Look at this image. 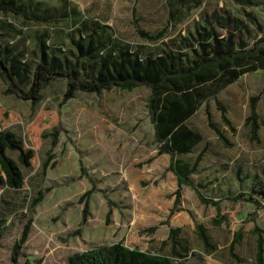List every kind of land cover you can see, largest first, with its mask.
<instances>
[{
	"label": "rangeland",
	"instance_id": "rangeland-1",
	"mask_svg": "<svg viewBox=\"0 0 264 264\" xmlns=\"http://www.w3.org/2000/svg\"><path fill=\"white\" fill-rule=\"evenodd\" d=\"M21 2L29 18L0 12V46H8V62L17 57L28 70L15 79L24 90L29 88L34 66L54 55L56 69L75 64L77 78L88 80L98 57H79L78 44L85 50L91 42L92 50L109 53L128 46L142 56L171 47L185 54L189 64L198 40L209 32L223 36L232 29L220 18L239 17L245 22L240 35L248 47L264 37L260 4L247 8L232 0ZM247 12L255 22L246 17ZM139 29L151 35L164 30V34L149 41L138 34ZM41 39L49 43L45 53L39 48ZM66 83L49 80L40 92L41 101L34 105L9 93L0 79V129L14 131L36 149L33 165L21 167L25 187L17 191L0 187V264H67L75 252L116 242L164 257L168 264H256L253 228L264 230V208L224 199L220 213L227 222L216 227L210 222L216 208L202 204L193 190L182 186L179 210L170 215L176 178L168 170L169 156L158 153L146 86L130 92L116 87L100 93L75 91L66 98ZM255 95H259L256 111L264 123V69L242 75L218 93L235 127L233 133L221 122L216 102H207L231 147H225L208 126L204 104L187 122L203 138L187 159L202 153L193 182L206 197L247 196L254 181L264 179L262 127L252 141L245 125L249 97ZM53 130L57 143L51 146ZM43 133L48 136L42 137ZM38 192L42 199L31 207ZM255 197L264 204V197ZM29 218L28 238L13 261V245ZM195 222L206 228L211 248L197 236ZM170 227L180 228L177 246L168 238ZM238 233L241 238L232 248Z\"/></svg>",
	"mask_w": 264,
	"mask_h": 264
},
{
	"label": "trees",
	"instance_id": "trees-1",
	"mask_svg": "<svg viewBox=\"0 0 264 264\" xmlns=\"http://www.w3.org/2000/svg\"><path fill=\"white\" fill-rule=\"evenodd\" d=\"M232 1L247 8L260 4L264 14V0ZM0 12L25 18L30 17L21 0H0ZM246 17L255 22V18L249 12L246 13ZM219 20L224 24H231L232 29L223 36L209 32L204 39L198 40L199 48L194 50V57L189 64H185V54L171 47L162 48L161 53H149L142 56L141 51L128 46L119 48L112 53L99 51L96 48L92 50L91 42H89L85 50L78 44L79 57L92 54L98 57L88 80L77 78L75 64L72 68L56 69L57 56L54 55L50 61L41 59L34 66L29 88L24 90L17 85L15 79L21 71L28 70L17 57L8 62L9 48L7 46L2 49L0 46V79L7 85L9 93H17L21 98L30 100L34 105L41 101L40 92L49 80H66L64 94L66 98L71 97L75 91L100 93L116 87L130 92L138 86H146L149 89L146 105L153 125L158 153L169 155L168 170L175 175L178 183V188L174 191L170 215L179 210L180 186L188 185L202 204L212 205L216 208V215L211 218L210 222L217 227L227 222V216L220 213V202L224 199L234 202L244 200L251 202L256 207L264 208V204H261L255 197V195L264 197V179H256L247 196L238 193L218 198L206 197L191 177L197 171L202 153H198L192 163L183 159V156L191 153L201 140L200 134L186 125V120L193 115L200 103L211 97L216 98V94L220 90L237 81L245 73L264 69V37L257 39L251 47H248L240 35L246 27L242 19L224 17ZM138 34L149 41H156L163 36L164 30L151 35L139 29ZM39 48L42 53H45L49 48V43L45 39H41ZM258 99L259 95L249 97V112L245 121L249 127L252 141L258 139L257 133L260 127L264 133V123L261 122L256 111ZM216 102L221 112V121L233 133L235 127L227 117L225 107L219 101ZM206 113L208 126L216 133L224 146L231 147L229 139L217 128L210 113ZM50 135L51 146H54L57 143V132L53 130ZM47 136L46 133L42 134V137ZM9 152L15 153L16 156L12 157ZM35 157L36 149L34 147L26 145L14 131L1 128L0 187L14 191L24 188L25 179L21 167L30 168ZM49 161L50 158L44 162L43 169L48 166ZM202 185L200 184L201 187H203ZM41 199L42 193L38 192L37 197L31 202V207L36 206ZM85 211L86 209H84V213ZM30 226L31 219L29 218L22 228L20 238L13 245V261H16L19 248L28 238ZM194 226L203 245L208 249L211 248L206 228L198 222H195ZM154 229L155 227L150 228V231H154ZM253 231L256 235L255 261L256 264H264V230L255 225ZM179 233V227L169 228L168 238L175 246L177 243L174 241ZM240 238V233L234 236L232 248ZM67 264H168V260L116 242L75 252L68 256Z\"/></svg>",
	"mask_w": 264,
	"mask_h": 264
},
{
	"label": "crops",
	"instance_id": "crops-1",
	"mask_svg": "<svg viewBox=\"0 0 264 264\" xmlns=\"http://www.w3.org/2000/svg\"><path fill=\"white\" fill-rule=\"evenodd\" d=\"M246 74V73H245ZM240 78H241V76H240ZM239 78V79H240ZM238 79V80H239ZM237 80V81H238ZM237 81H235V82H237ZM234 82V83H235ZM233 83H231V84H229L228 86H230V85H232ZM228 86H226V87H228ZM225 87V88H226ZM225 88H223V89H225ZM222 89V90H223ZM222 90H220V91H222ZM219 91V92H220ZM218 92V93H219ZM218 93L216 94V98H214V97H211V98H209V99H207V100H204V101H202L201 103H200V105L198 106V108L195 110V112L193 113V115L197 112V110L204 104L205 105V109H204V111H205V114H206V120H207V113L206 112H209L210 113V115H211V112H210V110H209V108H208V106H207V102L210 100V99H213L215 102L216 101H219L220 102V100L217 98V95H218ZM224 107H225V109H226V114H228V111H227V107L222 103V102H220ZM216 104V107H217V102L215 103ZM217 109H218V111H219V113H220V120H221V112H220V110H219V108L217 107ZM192 115V116H193ZM192 116H190L187 120H186V125L188 126V124H187V122L190 120V118L192 117ZM227 117H228V115H227ZM229 118V117H228ZM211 119H212V115H211ZM212 121H213V119H212ZM245 121H246V119H245ZM214 122V121H213ZM222 122V121H221ZM232 122V121H231ZM215 124H216V126H217V128L224 134V132L218 127V125H217V123L216 122H214ZM223 123V122H222ZM208 124V123H207ZM224 124V123H223ZM225 125V124H224ZM245 125H246V123H245ZM226 126V125H225ZM247 126V125H246ZM191 130H193L194 132H197L198 134H200L197 130H195V129H193V128H191L190 126H188ZM227 127V126H226ZM227 129H228V127H227ZM213 131V130H212ZM228 131L230 132V130L228 129ZM214 132V131H213ZM235 132V131H234ZM215 133V132H214ZM215 135H216V133H215ZM225 135V134H224ZM200 136H201V140H200V142L193 148V151L191 152V153H189L188 155H185V156H183V159L185 160V161H189L190 163H192L193 161H194V159H195V157L192 159V160H188L187 159V157H189V155L190 154H192L193 152H194V149L202 142V140H203V138H202V135L200 134ZM217 136V135H216ZM226 136V135H225ZM218 137V136H217ZM227 137V136H226ZM219 138V137H218ZM220 140V139H219ZM156 143V142H155ZM231 144H232V142H230ZM223 144V143H222ZM224 145V144H223ZM226 147V146H225ZM228 148V147H227ZM200 153V152H199ZM162 154H165V153H162ZM169 156V155H168ZM201 160V159H200ZM170 161V160H169ZM200 162V161H199ZM169 165V164H168ZM198 168H199V163H198ZM198 168H197V171L196 172H194L192 175H191V177H192V180L194 179V176L196 175V174H198ZM172 173V172H171ZM173 174V173H172ZM174 175V174H173ZM174 177H175V175H174ZM176 178V177H175ZM176 184H177V186H176V188H178V183H177V179H176ZM182 186H187L188 188H190L191 190H192V188L191 187H189L188 185H181L180 186V191H181V189H182ZM176 190V189H175ZM174 190V191H175ZM226 196V195H225ZM256 262V261H255Z\"/></svg>",
	"mask_w": 264,
	"mask_h": 264
}]
</instances>
